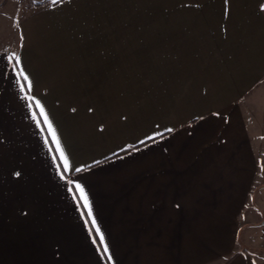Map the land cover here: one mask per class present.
Returning <instances> with one entry per match:
<instances>
[{
	"label": "crops",
	"instance_id": "obj_1",
	"mask_svg": "<svg viewBox=\"0 0 264 264\" xmlns=\"http://www.w3.org/2000/svg\"><path fill=\"white\" fill-rule=\"evenodd\" d=\"M112 1L0 50V264H264V0Z\"/></svg>",
	"mask_w": 264,
	"mask_h": 264
},
{
	"label": "rangeland",
	"instance_id": "obj_2",
	"mask_svg": "<svg viewBox=\"0 0 264 264\" xmlns=\"http://www.w3.org/2000/svg\"><path fill=\"white\" fill-rule=\"evenodd\" d=\"M41 0H0V50L6 48H13L17 43V29L18 24L24 16L28 14V11L33 8L34 4ZM56 0H44L45 3H52ZM184 0H118L112 1L113 5H122V6H130V7H143L147 8H170V6H178L183 5ZM189 2L188 0H186ZM161 12V11H159ZM161 18L162 16H158ZM159 21H162L161 19ZM264 161V160H262ZM261 174L256 175V182L261 183L264 182V168H260ZM257 213V212H256ZM257 218V226H260L259 223L264 221V206H261L259 212L256 215ZM224 225V224H223ZM229 226L224 228L223 230H227L226 235L231 238L233 241V236L237 228L242 225L238 224H228ZM245 228V227H244ZM247 229V228H246ZM246 229H242V233L249 234L251 236V241L253 244H261L264 242V232L260 229L256 231H248ZM249 229V228H248ZM246 230V231H245ZM249 232V233H248ZM212 240H208V242ZM249 243V242H248ZM213 263V262H212ZM216 263V262H214Z\"/></svg>",
	"mask_w": 264,
	"mask_h": 264
},
{
	"label": "trees",
	"instance_id": "obj_3",
	"mask_svg": "<svg viewBox=\"0 0 264 264\" xmlns=\"http://www.w3.org/2000/svg\"><path fill=\"white\" fill-rule=\"evenodd\" d=\"M45 4V2H36L34 4V7H40V6H43Z\"/></svg>",
	"mask_w": 264,
	"mask_h": 264
},
{
	"label": "snow or ice",
	"instance_id": "obj_4",
	"mask_svg": "<svg viewBox=\"0 0 264 264\" xmlns=\"http://www.w3.org/2000/svg\"><path fill=\"white\" fill-rule=\"evenodd\" d=\"M77 187H79V186H77ZM102 239V238H101Z\"/></svg>",
	"mask_w": 264,
	"mask_h": 264
}]
</instances>
